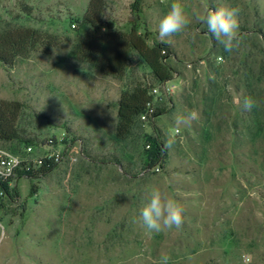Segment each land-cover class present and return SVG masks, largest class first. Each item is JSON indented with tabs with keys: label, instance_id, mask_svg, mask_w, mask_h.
<instances>
[{
	"label": "rangeland",
	"instance_id": "rangeland-1",
	"mask_svg": "<svg viewBox=\"0 0 264 264\" xmlns=\"http://www.w3.org/2000/svg\"><path fill=\"white\" fill-rule=\"evenodd\" d=\"M89 1L0 0V33L34 28L59 39L47 55L0 63V102L21 103V133L38 153L62 157L0 196V264H160L163 255L168 264H264V0H181L191 24L168 42L158 25L172 0H105V32L134 27L150 46L173 50L168 63L177 87L155 101L163 113L123 136L122 93L155 81L136 53L120 79L79 56ZM227 5L243 9V42L231 53L199 19ZM246 63L255 77L248 78ZM244 97L257 106L243 110ZM192 110L197 121L176 125L177 115ZM170 135L177 142L166 150ZM155 142L164 152L149 168ZM153 187L182 204L181 229L155 233L142 225Z\"/></svg>",
	"mask_w": 264,
	"mask_h": 264
},
{
	"label": "trees",
	"instance_id": "trees-1",
	"mask_svg": "<svg viewBox=\"0 0 264 264\" xmlns=\"http://www.w3.org/2000/svg\"><path fill=\"white\" fill-rule=\"evenodd\" d=\"M138 5V3H137ZM134 6V8L137 7ZM105 0H90L88 9L80 24L89 28V33L79 56L99 71L102 75L113 78H123L128 61L136 53L150 69L154 85L137 86L131 91L123 92L118 102V135H129L136 126L142 124L140 115L152 102L150 91L153 87L172 80L173 68L168 63L173 57V50L166 43L148 44L147 37L140 34L136 28L128 33H118L103 30V12ZM26 11L30 8L25 7ZM59 45L56 36L43 33L34 28H17L0 33V63L13 66L18 59H25L33 52L41 51L49 54L51 49ZM255 57L250 54L249 58ZM248 78L255 77L252 67L245 65ZM264 69V66L262 67ZM23 105L19 102H0V143L17 144L18 148L11 152L22 153L28 146H35L33 140L27 139L18 128V121ZM156 110V116L162 114ZM149 158L145 165L149 168L156 166L162 159L163 146L155 142L148 150ZM52 168H43L37 174L49 172Z\"/></svg>",
	"mask_w": 264,
	"mask_h": 264
},
{
	"label": "clouds",
	"instance_id": "clouds-1",
	"mask_svg": "<svg viewBox=\"0 0 264 264\" xmlns=\"http://www.w3.org/2000/svg\"><path fill=\"white\" fill-rule=\"evenodd\" d=\"M243 9L240 6H220L214 10H208L206 14L199 17L200 21L206 25L208 32L215 41L222 45L226 52L239 50L243 38L239 31V16ZM191 24V19L185 10L181 0H172L166 14L160 19L158 34L162 42H168L169 38L185 32ZM214 78V77H210ZM257 106V102L251 97H244L242 108L251 111ZM199 119L197 111L192 110L185 115L176 116V125H190ZM179 127L175 129L179 132ZM176 136L170 135L164 141V149H171L176 144ZM184 208L182 204L161 191L158 187H153L149 192V198L140 210L139 219L144 227L149 231L161 233L173 228L181 229L184 223ZM134 222H136L134 220ZM192 257H189L191 260ZM170 256L163 255L160 264H168Z\"/></svg>",
	"mask_w": 264,
	"mask_h": 264
},
{
	"label": "built area",
	"instance_id": "built-area-1",
	"mask_svg": "<svg viewBox=\"0 0 264 264\" xmlns=\"http://www.w3.org/2000/svg\"><path fill=\"white\" fill-rule=\"evenodd\" d=\"M222 58H218L221 60ZM205 61L200 60L199 64L203 65ZM194 64L189 63L188 67L192 68ZM176 85L172 80L166 81L153 87L150 91L153 100L147 105L146 110L140 115L143 123L154 121L156 116L155 101L161 100L163 96L174 93ZM150 148V146H148ZM62 157L59 154L47 152L41 154L37 152L36 146H28L22 153L16 154L10 150L0 147V196L6 193L16 179L26 178L40 172L43 168H52L59 164Z\"/></svg>",
	"mask_w": 264,
	"mask_h": 264
}]
</instances>
